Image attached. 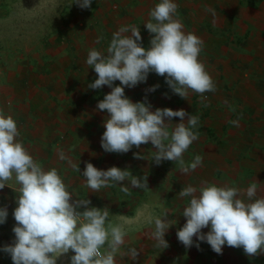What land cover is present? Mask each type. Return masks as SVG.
<instances>
[{
	"label": "clouds",
	"instance_id": "9594fccd",
	"mask_svg": "<svg viewBox=\"0 0 264 264\" xmlns=\"http://www.w3.org/2000/svg\"><path fill=\"white\" fill-rule=\"evenodd\" d=\"M80 8H89L92 0H73ZM72 3V4H73ZM174 0H160L150 11L145 27L152 35L150 47L141 43L140 28L135 25L120 27L112 34L106 52L95 48L88 52L86 64L93 68L98 78L88 85L100 89L107 85L111 91L98 105L108 116L103 122L106 129L101 146L108 153H127L135 146L151 142L155 151L152 161H172L181 172L188 174L202 163L196 155L186 163L183 154L199 138L194 131L199 116L181 109L157 108L145 102L133 103L125 96V87H135L146 82L148 74L164 76L171 90L187 99L189 90L204 98L206 92H215L213 78L199 60L203 41L191 32H185ZM154 21V22H153ZM115 81L120 85L113 86ZM154 85L147 91H155ZM179 117L180 123L172 124ZM185 117L187 119L185 120ZM165 118H168L165 122ZM233 123H236L233 121ZM174 127L169 130V125ZM12 115L0 110V189L14 181L18 193L13 216L15 241L3 251L10 254L13 264H57V258L70 250L74 255L70 264H116L115 258L127 235L122 223H112L107 207H90L88 199L73 201L56 168L46 170L29 154L22 142ZM142 158L140 153L134 154ZM64 159L63 153L60 155ZM71 163V161H70ZM72 167L80 172L79 164ZM85 186L93 192L119 185L121 191L148 189L147 175H132L129 170L110 167L97 169L86 163L83 171ZM127 181V185L124 183ZM240 198L241 191L233 186H218L202 182L199 187L189 185L179 192L190 198L183 207L186 223L177 231L178 240L185 246L193 245V237L206 241L217 254L222 246L243 248L248 256L264 252V196H257V184L251 183ZM83 207L84 210L79 209ZM169 212L159 216L149 215L147 223L154 225L151 233L157 247L167 248L165 234L176 223L167 219ZM8 212L0 208V224L6 222ZM206 234L201 230L208 228ZM199 248V244H196ZM135 260L137 249L128 250Z\"/></svg>",
	"mask_w": 264,
	"mask_h": 264
},
{
	"label": "crops",
	"instance_id": "0c3cea01",
	"mask_svg": "<svg viewBox=\"0 0 264 264\" xmlns=\"http://www.w3.org/2000/svg\"><path fill=\"white\" fill-rule=\"evenodd\" d=\"M118 2L119 9L110 10L102 21V26L106 29L103 28L101 32L105 33L103 37H107L106 44H109L112 34L120 27L135 25L140 28L142 46L149 48L153 34L148 32L145 23L150 20L151 9L160 0H118ZM174 3L177 4L176 16L183 24L184 31L195 34L203 41L199 59L209 74L212 72L216 77L217 91L222 92L227 87H233L235 91L253 92L258 89L255 87V84H258L256 77L262 78L261 90L264 91V0H174ZM97 4L103 5L105 9L107 7L104 0L101 2L97 0L93 6ZM98 38L100 42V37ZM100 43L103 44V42ZM75 51H77L76 48ZM83 52L82 49L80 53ZM85 59H87L86 54H77L76 62L70 69L71 74H75L76 78H71L68 88L62 91L65 99L59 101L53 96V99L38 103L21 101L22 109L20 113H17L18 106L14 103L8 106L6 102L10 97L8 91L0 90L3 93V95L0 94V110L5 115H12L20 133L18 140L23 143L34 160L46 170L52 168L58 170L68 190L73 194V201L88 199L91 201L90 207L100 209L107 207L110 212L109 220L112 223L124 225L127 235L116 255V264H186V260L191 262L194 258L200 259V251L196 244L200 246L206 241H199L194 236L193 245L185 247L177 238L178 229L186 223V218L181 214L190 198L177 197L172 200L166 193L156 195L157 187H168L169 183L167 180L157 179L158 172L167 171L168 168L163 164L159 167L152 161L155 148L148 149L142 144L140 148L133 146L127 153L122 154L108 153L102 148L101 137L106 130L103 122L108 113L99 111L97 105L111 91V88L107 85L100 89L88 87L91 83V71L83 66L80 68L77 66ZM153 75L159 76L155 72ZM226 77H233V80ZM226 80L233 83L226 85ZM115 83L120 85L119 81H115L113 86H117ZM126 89L127 87L124 91ZM159 90L169 93V85L166 83L165 87L160 86ZM97 91L100 95L96 94ZM145 101L152 106L151 111L157 109V106L148 100L135 99L132 102ZM233 107L230 106L229 116L222 111L219 115H215L214 148L210 152L212 160L206 159L203 176L208 171H213L216 177L217 171L227 172L233 164L232 146L236 144V140L232 132L227 135V129L231 131L236 128V123L233 121L237 122L238 119L244 118L248 120V116H252L251 109H247V99L245 115L235 111ZM158 108H169V100L165 99V103ZM262 119L264 120V115ZM167 120L168 118H165V122ZM199 120L205 124L204 117ZM171 122L178 124L180 118L173 117ZM172 124L169 125V129L174 126ZM261 138V146L264 148V137ZM150 146H152L151 143ZM61 153L64 159L60 158ZM135 153H140L142 158H137ZM164 161L169 164V161ZM88 162L100 170L115 166L121 170L131 171L134 176L147 175L148 188H155V190L132 189L125 181L124 183L129 187L128 193L121 191L119 185L93 192L85 186V178L82 175ZM72 164H79L80 172L76 171ZM233 180L236 178L233 177ZM202 182L222 186L218 177L212 180L203 179ZM201 183L197 185L186 183L184 187L189 185L199 187ZM15 187V182L9 181L8 185L0 189V208H6L8 212L6 222L0 224V263H13L10 254L4 252L3 248L6 245H12L15 241L13 227L16 226V221L13 212L18 206L16 203L18 193L13 190ZM79 210L83 211L84 208L81 207ZM165 211L169 212L167 219L175 220L176 223L166 232L165 240L169 246L163 249L156 246L157 242L151 236L154 225H149L146 221L149 215L159 216ZM201 231L206 234L207 228ZM131 248L137 249L138 256L135 260L130 258L128 250ZM72 255L74 252L71 250L62 254L57 258V263H70ZM204 256L203 253L201 258Z\"/></svg>",
	"mask_w": 264,
	"mask_h": 264
},
{
	"label": "rangeland",
	"instance_id": "374dc122",
	"mask_svg": "<svg viewBox=\"0 0 264 264\" xmlns=\"http://www.w3.org/2000/svg\"><path fill=\"white\" fill-rule=\"evenodd\" d=\"M96 1L92 0L89 8L82 9L74 4L73 0H0V90L8 91L10 97L6 102L8 106H11L12 103L17 105V113L21 112V101L38 103L53 99V96L59 101L65 99L62 91L64 88H68L71 78H76L75 74H71L70 69L76 62L77 54L88 55V52L93 48L106 52L108 44L105 42L107 37H103L105 33L101 32L105 28L102 26V21L110 10L119 9V2L118 0H104L107 3L105 9L103 5L93 6ZM98 1L101 2V0ZM98 37L103 44L99 42ZM82 49L84 52L80 53ZM85 63L86 59L84 62L78 63L77 66L79 68L83 66L91 71L90 82L92 83L98 76L94 69L87 64L85 66ZM151 73L148 74L146 82H141L132 88L127 87L125 96L131 101L135 99L151 101L157 108L162 106L167 99L169 108L173 111L183 109L190 115L199 116V119L204 117L206 125L201 122L202 120H199L197 128L194 129L198 132L199 138L190 145L189 151L183 154L186 163H190L196 155L201 156V165L196 170L184 174L176 163L169 161V164H166L165 161H162L158 166L163 164L168 169L158 172L157 179L167 180L168 187L159 186L156 190L155 188L147 190H155L156 195L166 193L169 195V199L173 200L180 197L179 192L185 188L186 183L197 185L203 179L212 180L218 177L222 186L237 187L241 191L240 198L242 199H247L245 192L251 183L257 184V196H264V148L261 146V137H264L262 78L256 77L258 84L256 83L255 87L258 89L253 92L247 93L245 90L239 92L235 91L233 87H227L222 92L217 90L206 92L202 98L200 94L189 90L187 99H184L175 94L170 87L169 93L159 90L160 86L165 87L166 79L164 76H156L153 75V72ZM210 75L214 83H217L212 72ZM228 78L233 80V77H226V79ZM226 82V85L233 83L230 80H226ZM115 85L117 84L115 83ZM154 85H159V87L154 92L147 91ZM2 91H0L1 95H3ZM97 93L99 94V91ZM246 99L247 109H251L252 116H248V120L238 119L236 128L231 131L227 129V135L232 132L236 140V144L232 146V166L227 164V167H230L229 171L221 173L217 171L216 177L213 171H208L203 176V166L207 158L211 159L212 153L210 155V152L214 148L213 122L215 115H219V112L222 111L226 116H229L231 105L234 106L235 111L245 115ZM237 116L239 118V115ZM150 143H147V146L143 144V146L149 149L153 147L152 144L150 146ZM233 177L236 180H233ZM208 231H210V226L207 228ZM199 251L200 259L194 258L191 262L186 260V264H264V252L248 256L242 247H230L225 244L222 246V254H217L205 242V244H200ZM203 253L205 256L201 258Z\"/></svg>",
	"mask_w": 264,
	"mask_h": 264
}]
</instances>
